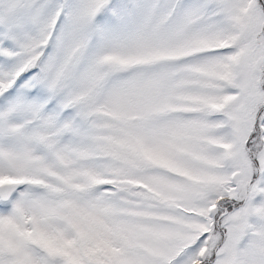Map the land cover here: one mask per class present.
<instances>
[{
	"label": "snow or ice",
	"instance_id": "obj_1",
	"mask_svg": "<svg viewBox=\"0 0 264 264\" xmlns=\"http://www.w3.org/2000/svg\"><path fill=\"white\" fill-rule=\"evenodd\" d=\"M0 264H264V0H0Z\"/></svg>",
	"mask_w": 264,
	"mask_h": 264
}]
</instances>
